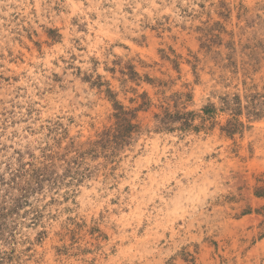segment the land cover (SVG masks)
<instances>
[{
	"label": "rangeland",
	"instance_id": "rangeland-1",
	"mask_svg": "<svg viewBox=\"0 0 264 264\" xmlns=\"http://www.w3.org/2000/svg\"><path fill=\"white\" fill-rule=\"evenodd\" d=\"M0 264H264V0H0Z\"/></svg>",
	"mask_w": 264,
	"mask_h": 264
},
{
	"label": "trees",
	"instance_id": "trees-1",
	"mask_svg": "<svg viewBox=\"0 0 264 264\" xmlns=\"http://www.w3.org/2000/svg\"><path fill=\"white\" fill-rule=\"evenodd\" d=\"M232 101H233L232 103L235 104V106L230 105L229 109L233 112L234 117L228 123V126L230 127V129H225L229 133H233L234 131H236L237 130L236 128L238 125H242V123L235 117V116L239 115L241 113V110H242V108L240 106V101H239V99H237V97L233 98ZM223 103L229 104L230 102L228 100H224ZM260 106H261V103L258 100V98H256V96H252V100H251L249 109H247L248 114L256 116V117L260 116L261 115ZM116 109H118L117 113L115 114V117L117 118V123H118L117 129L120 133L119 139L124 142L126 137L129 134H131V132H133V130L138 128V125L132 123V119H134V115L132 112L124 111L123 107H121V106L116 107ZM215 110L216 109L213 105L205 107L203 109V113L207 117L206 118L203 117V120L211 118L213 116V114L215 113ZM194 116H195V114H193V113L192 114L186 113V114L180 115V113L171 114L170 112L166 111L164 117L161 118L160 122L163 125H167L175 119L176 120H183L181 128L185 129V128L192 126Z\"/></svg>",
	"mask_w": 264,
	"mask_h": 264
}]
</instances>
